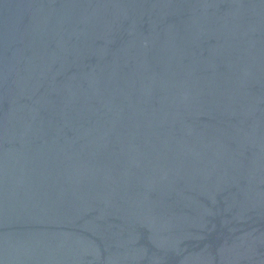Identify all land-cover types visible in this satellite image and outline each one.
Wrapping results in <instances>:
<instances>
[{"label": "water", "instance_id": "water-1", "mask_svg": "<svg viewBox=\"0 0 264 264\" xmlns=\"http://www.w3.org/2000/svg\"><path fill=\"white\" fill-rule=\"evenodd\" d=\"M0 264H264V0H0Z\"/></svg>", "mask_w": 264, "mask_h": 264}]
</instances>
